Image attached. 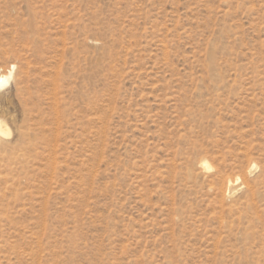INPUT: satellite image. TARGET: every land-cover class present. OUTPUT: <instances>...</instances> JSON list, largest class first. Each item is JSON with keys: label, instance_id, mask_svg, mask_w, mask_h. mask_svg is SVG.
<instances>
[{"label": "rangeland", "instance_id": "obj_1", "mask_svg": "<svg viewBox=\"0 0 264 264\" xmlns=\"http://www.w3.org/2000/svg\"><path fill=\"white\" fill-rule=\"evenodd\" d=\"M9 71L0 264H264V0H0Z\"/></svg>", "mask_w": 264, "mask_h": 264}, {"label": "bare ground", "instance_id": "obj_2", "mask_svg": "<svg viewBox=\"0 0 264 264\" xmlns=\"http://www.w3.org/2000/svg\"><path fill=\"white\" fill-rule=\"evenodd\" d=\"M10 75H11V71H9V74L7 75H1L0 76V86H3L4 84H6L7 82H8V80H9V77H10ZM8 135H10V130L8 129V128H6V127H4L2 124H1V121H0V138H2L3 136H8ZM5 140V139H4ZM204 159V158H203ZM208 163H206L205 161H202L201 160V162L199 163V166H202V168H203V166L205 167V169L207 168H209V166L207 165ZM255 168V165L254 164H252L251 165V167H250V170H253ZM204 170V169H203ZM222 181V180H221ZM246 181V180H245ZM239 182H238V177L237 178H235V179H233V180H231V179H229L228 180V189L230 190V191H228V196H229V192H232L233 193V190L235 189V185H237ZM247 184V183H246ZM238 185H240V184H238ZM244 187V186H243ZM242 187V188H243ZM252 190V189H251ZM236 192V191H235ZM252 193V192H251ZM234 194V193H233ZM231 195V194H230ZM247 234V233H246Z\"/></svg>", "mask_w": 264, "mask_h": 264}]
</instances>
